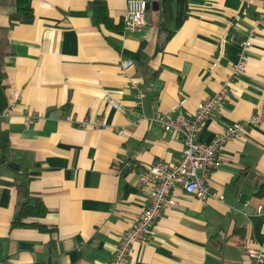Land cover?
<instances>
[{
    "label": "crops",
    "instance_id": "crops-1",
    "mask_svg": "<svg viewBox=\"0 0 264 264\" xmlns=\"http://www.w3.org/2000/svg\"><path fill=\"white\" fill-rule=\"evenodd\" d=\"M90 1L33 0L34 20L10 25L13 0H0V264L108 263L146 205L144 165L182 155L181 138L149 119L192 115L242 52L244 70L197 135L242 124L208 179L222 201L176 188L126 264H250L247 248L264 251V118L249 121L264 111V0H147L157 9L133 30L121 25L126 0H104L112 28ZM35 199L46 213L15 225Z\"/></svg>",
    "mask_w": 264,
    "mask_h": 264
},
{
    "label": "built area",
    "instance_id": "built-area-1",
    "mask_svg": "<svg viewBox=\"0 0 264 264\" xmlns=\"http://www.w3.org/2000/svg\"><path fill=\"white\" fill-rule=\"evenodd\" d=\"M147 0H126L123 14V28L133 30L144 22ZM248 41L243 43L247 47ZM246 57L241 53L240 60L233 66L232 71L221 84L218 91L200 101L194 113L190 116L178 114L170 116L156 113L149 120L157 124L162 130L180 137L183 143L182 155L176 162L169 164L163 160L144 165L138 174L140 185L147 191V202L138 218L119 238L111 260L106 264H126L134 243L142 242L153 233L157 218L165 207L176 204L173 191L176 188L191 194L198 199L215 197L222 201L223 196L212 192L209 186V176L213 169L221 164L220 152L228 140L239 137L242 124L235 122L217 133L209 142H202L197 135L202 122L216 110L226 98L230 82L244 70ZM105 99L111 105L118 106L109 96ZM264 118V111L254 113L249 119L256 123ZM97 126H104L103 120L95 121ZM256 214L264 218V202L257 205ZM250 264H264V251L258 247L246 249Z\"/></svg>",
    "mask_w": 264,
    "mask_h": 264
},
{
    "label": "trees",
    "instance_id": "trees-1",
    "mask_svg": "<svg viewBox=\"0 0 264 264\" xmlns=\"http://www.w3.org/2000/svg\"><path fill=\"white\" fill-rule=\"evenodd\" d=\"M33 0H13L15 9L9 15L10 25L14 24H27L31 23L34 20V10L32 5ZM162 5L169 8V0H162ZM90 8L93 11L94 20L96 23H101L108 27H111V18L107 13V8L104 3V0H92L89 3ZM123 18V16H122ZM121 25H123V19H121ZM116 26L113 27V29ZM118 29V28H116ZM7 96L6 89L2 83V77L0 75V113L7 106ZM256 195L259 197H264V179L259 184V189L256 192ZM7 192H3V203L6 201ZM46 213V208L43 205L42 201L35 199L33 203L29 201L23 202L20 205V220L16 222L15 225H24L25 223L21 219L30 217V216H43Z\"/></svg>",
    "mask_w": 264,
    "mask_h": 264
},
{
    "label": "water",
    "instance_id": "water-1",
    "mask_svg": "<svg viewBox=\"0 0 264 264\" xmlns=\"http://www.w3.org/2000/svg\"><path fill=\"white\" fill-rule=\"evenodd\" d=\"M154 3H155V7H153ZM154 3H151V4L148 3V8L152 7V9H157L156 2H154Z\"/></svg>",
    "mask_w": 264,
    "mask_h": 264
}]
</instances>
